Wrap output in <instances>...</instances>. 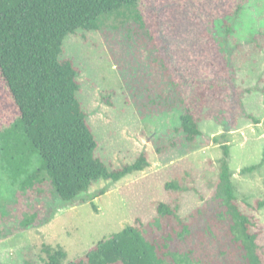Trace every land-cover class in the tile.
Listing matches in <instances>:
<instances>
[{
  "label": "rangeland",
  "instance_id": "obj_1",
  "mask_svg": "<svg viewBox=\"0 0 264 264\" xmlns=\"http://www.w3.org/2000/svg\"><path fill=\"white\" fill-rule=\"evenodd\" d=\"M139 9L144 27L126 10L101 29L68 34L62 59L79 71L78 97L98 141L96 155L117 168L146 152L149 165L115 182L99 179L70 203L48 179L20 190L0 165V264H43L48 246L63 247L67 263L128 224L159 242L171 232L167 251H190L193 264H242L227 241L229 219H213L224 143L235 202L255 220L252 230H261L264 261V206L257 205L264 200V164L243 171L264 152V0H140ZM183 100L202 129L194 142L179 128ZM16 114L0 80V125ZM170 181L181 189L166 188ZM160 201L178 207L188 233L180 235L175 219H162L159 229ZM166 260L175 264L171 254Z\"/></svg>",
  "mask_w": 264,
  "mask_h": 264
},
{
  "label": "trees",
  "instance_id": "obj_2",
  "mask_svg": "<svg viewBox=\"0 0 264 264\" xmlns=\"http://www.w3.org/2000/svg\"><path fill=\"white\" fill-rule=\"evenodd\" d=\"M139 2L0 0V80L17 112L12 120L0 125V165L1 172L5 171L10 182L18 184L20 190L33 188L48 179L60 199L70 203L99 179L115 182L149 165L146 152L117 168L96 155L98 141L78 97L79 71L71 60L62 59L68 34L79 29H101L112 16L124 17L126 10H133L131 17L144 27ZM226 31L229 34L231 27L227 26ZM167 73L171 75L168 70ZM182 103L179 128L188 141L194 142L202 129L191 106L185 100ZM223 154L216 191L211 199L217 211L213 219L222 222L229 219L225 225L227 241L233 245L242 264H264L258 243L261 230H252L255 220L235 202L228 144H223ZM262 164L264 152L259 163L243 171L255 170ZM165 186L181 189L176 181L166 182ZM104 191L102 189L99 194ZM96 196L91 195L88 200ZM86 201L84 199L83 203ZM92 205L97 210L93 201ZM257 205L264 206V200L257 201ZM177 210L175 205L158 202L155 222L161 229L162 219H175L183 225L180 235L184 236L189 232V225L183 222ZM35 216V213L25 215L21 224L29 226ZM190 216L194 219L195 214ZM172 238V233L168 232L161 242L149 239L140 228L128 224L108 238L98 240L80 258L67 263V251L63 247L48 246L43 264H170L166 260L168 254L175 264H193L189 259L190 251L185 257L167 251L168 240Z\"/></svg>",
  "mask_w": 264,
  "mask_h": 264
}]
</instances>
